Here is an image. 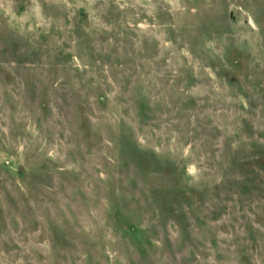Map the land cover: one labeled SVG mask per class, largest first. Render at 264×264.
<instances>
[{
  "label": "rangeland",
  "instance_id": "374dc122",
  "mask_svg": "<svg viewBox=\"0 0 264 264\" xmlns=\"http://www.w3.org/2000/svg\"><path fill=\"white\" fill-rule=\"evenodd\" d=\"M0 264H264V0H0Z\"/></svg>",
  "mask_w": 264,
  "mask_h": 264
}]
</instances>
